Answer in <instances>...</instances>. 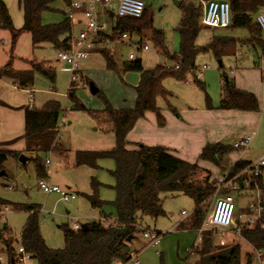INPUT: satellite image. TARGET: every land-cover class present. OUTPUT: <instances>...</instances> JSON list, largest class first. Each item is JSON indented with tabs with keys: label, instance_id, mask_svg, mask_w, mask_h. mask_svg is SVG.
<instances>
[{
	"label": "rangeland",
	"instance_id": "obj_1",
	"mask_svg": "<svg viewBox=\"0 0 264 264\" xmlns=\"http://www.w3.org/2000/svg\"><path fill=\"white\" fill-rule=\"evenodd\" d=\"M143 1L152 17L153 28L161 30L164 34L167 51H162L156 44L152 38L151 30L145 31L143 36L133 33L134 38H142L147 43L149 50H136L132 46L115 43L113 57L117 66L122 68L124 62L129 60L131 53L136 58H140L146 68L156 64L173 66L175 60L171 56L177 54L180 48V35L177 27L182 20L183 8L179 3H185L187 0ZM189 1L194 5L201 3L204 8L207 2ZM5 2L14 26L17 29L21 28L23 11L19 6V0H5ZM53 7V10L43 13V24H55L67 18L65 3L58 0L53 4ZM114 7V4H111V8L115 9ZM97 13L99 21L106 24L105 33L112 35L115 26L114 18L103 7H99ZM257 13L258 11L252 14L254 20H256ZM82 29V25L73 23L72 37H77ZM213 36H229L238 39L229 44L226 47V52L220 57L223 68L219 66V58L211 51L198 54L194 72H188L184 79L174 77L163 79V86L170 94L166 98L160 96L157 103L162 111L170 110L171 106L175 107L177 112L186 107H191L193 111L201 108L209 111H225L219 107L223 89L221 79L225 73L230 80L235 82V78L230 75L231 71L237 74L239 89L256 95L259 103L258 111L232 110L231 114L232 111L209 119L205 125L206 136L208 139L212 138L206 141V145L215 142L214 139H220L216 141L226 146H232L242 134H254L248 149L244 151L234 149L221 160L220 165L211 161H203L199 157L200 154L196 159L193 158L194 163L210 169L213 173L212 177L215 179L225 171H229L232 164L244 152L246 154L242 157L251 160L264 153V60L262 59V47L256 41H250L253 34L249 28H220L201 24L196 44L206 46ZM260 37L264 39L263 34ZM36 63L56 70L55 83H51L48 78L36 73L34 86L26 89L34 91L36 102L32 99L31 101L37 108H41L48 100H57L61 103L59 131L61 141L58 142L61 145L57 144L49 152L40 151L36 155L33 154V157H37L38 161L42 163L46 158H49L52 164L48 167L44 165L45 170L49 171L47 177L49 183L70 190L77 197L71 201H64L57 193L43 192L38 186L40 178L38 162L33 158H28L26 163H23L19 158L10 157L5 163L7 175H0V209L3 210V215H0V233L4 239L12 238L16 244L19 243L22 229L30 213L27 210H18L17 207L18 205L37 204L41 206L39 213L41 234L49 247L58 249L64 246L65 229H72L73 223L77 220L82 226L95 219L106 225V222L100 219L101 211L92 208L85 197V194L92 192L91 176H96L104 184L99 191L100 198L108 201L103 211L110 218L115 219V207L112 202L116 197L113 188L116 181L110 173L115 168L114 160L110 158L100 160V168L97 171L74 165L77 151H105L111 150L115 145L112 122L104 113L105 105L102 97L90 92V83L93 82L100 92L107 96L114 108H131L134 106L136 97L134 86L139 82L140 74L133 70L117 72L110 69L106 64L105 57L100 53H95L82 65L78 82L72 84L71 72L67 71L66 66L58 61L57 50L52 45L45 43L34 48L31 33L26 31L21 32L14 41L11 30L0 24V68L10 65L14 70H28ZM205 66H209L210 69H204ZM195 77L205 83L204 89L195 83ZM73 85L76 87L75 98H71L69 95ZM207 98H209V102ZM207 103L211 107H208ZM153 114L156 117V114ZM130 145L132 148L133 143ZM160 197L166 216L157 219L144 216L140 220L141 228L156 229L161 232L159 243H150L149 239L143 236V231H140L131 247L141 251V264H198V255L196 252L191 253L193 246L199 244L198 231L178 226L181 219H187L193 212L195 208L193 200L183 193L174 196L161 193ZM237 198L238 216L240 221H244L248 216V203L254 199V196L248 192L240 191ZM212 204L213 197L204 203L205 215L210 212ZM67 211L70 213L67 214ZM183 211H186L187 215L183 214ZM226 237V243H240L241 264H247L250 254V264H258L250 244L234 236ZM16 248L17 246L14 245L10 252L0 240V264H11L10 253L13 252L16 257ZM28 264L38 263L37 260L31 259Z\"/></svg>",
	"mask_w": 264,
	"mask_h": 264
},
{
	"label": "trees",
	"instance_id": "obj_2",
	"mask_svg": "<svg viewBox=\"0 0 264 264\" xmlns=\"http://www.w3.org/2000/svg\"><path fill=\"white\" fill-rule=\"evenodd\" d=\"M58 0H19V6L23 11V25L17 29L9 13L5 0H0V24L11 30L13 40L23 32H30L33 47L37 48L45 43L58 50L71 49L73 38V23L67 17L55 24H43L42 16L45 11L53 10V4ZM66 5L72 0H61ZM208 1V0H201ZM231 5L232 21L229 27L249 28L253 37L250 41H256L262 47V59L264 60V39L260 37L262 32L253 19L252 14L264 8V0H227ZM183 8L182 20L177 27L180 35V48L177 54L171 57L175 60L173 66L156 64L153 67L143 66L140 58L129 59L124 62L122 68H118L113 56L109 55L107 48H97L95 52L102 54L106 59L108 68L117 72L121 70L137 71L140 74L139 82L134 86L136 97L131 108H114L106 95L100 90L97 92L104 102V113L112 122L115 145L111 150L93 151L80 150L76 152L74 165L76 167H89L95 170L100 168L102 159L110 158L115 162V168L110 171L115 178L113 186L116 192L115 219L113 224L103 225L100 221H92L85 226L74 229L66 228L64 231V246L62 248L49 247L40 230L39 213L41 206L18 205V210L29 211V216L21 232V243L26 251L32 254L38 264H114L115 261H126L132 250L131 244L141 229L140 220L144 216L155 219L166 216L163 208L161 193L172 196L183 193L190 197L195 208L189 217L179 223V227L197 230L205 217L203 205L213 196L217 187L210 169L192 163L172 153L164 146H148L142 143L133 144L127 139L138 119L143 118L147 112L156 114L159 126L165 124V117L158 106V98L167 97L170 92L163 86V79L174 77L184 79L188 72L196 69L195 60L198 54L211 51L220 58L226 47L235 42L234 37L214 36L206 46L196 44L201 29V17L204 7L200 3L194 5L187 0L179 3ZM152 31V38L162 51H167L164 34L161 30L153 28V20L145 8L139 18L120 17L115 21L113 34L107 37H116L123 32L137 33L143 36L145 31ZM106 36V35H105ZM223 68L222 62L219 64ZM36 73L48 78L55 83L56 70L42 64H33L28 70H14L10 65L0 68V78L13 81L19 88H31L35 84ZM224 82L222 97L219 107L221 109H234L240 111H258L259 103L252 92L236 87L234 80L223 73ZM195 83L205 88V83L195 77ZM75 85L70 89L69 95L75 98ZM209 102V98H207ZM1 105H6L0 101ZM208 107H211L209 103ZM25 133L26 149L24 155L38 162V174L45 178L44 164L38 161L33 154L40 151L49 152L56 146V138L60 131V118L62 112L61 103L57 100H48L41 108L25 106ZM170 111L178 114L173 106ZM234 148L222 143H208L200 153V159L211 161L220 165L221 160ZM23 152L8 150L0 144V175H7L5 163L10 157L18 159ZM249 161L238 159L231 166V173L237 172L248 164ZM104 184L96 176L91 177L92 192L85 194L92 208L99 209L102 217L110 218L105 214L104 207L108 201L99 196V191ZM215 232L205 231L195 252L198 255V264H241V245L234 243L214 242ZM0 240L11 252L15 240L4 239L0 233ZM243 240L254 249H264V229L254 228L243 231ZM11 259L14 257L10 253ZM251 254L247 260L250 264ZM12 264V263H11Z\"/></svg>",
	"mask_w": 264,
	"mask_h": 264
},
{
	"label": "built area",
	"instance_id": "obj_3",
	"mask_svg": "<svg viewBox=\"0 0 264 264\" xmlns=\"http://www.w3.org/2000/svg\"><path fill=\"white\" fill-rule=\"evenodd\" d=\"M114 4V8H111ZM103 7L116 21L120 17L139 18L143 15L146 4L143 0H72L71 4L67 5L65 14L72 23L83 24V29L78 36L73 38L71 49L68 51L58 50V61L66 66V70L71 72L72 84L78 82L79 72L83 63L92 58L97 48H107L109 55H114V44L120 43L132 46L136 50L148 51L149 46L142 38H134L130 32H123L116 37L105 36L106 24L101 23L98 19V8ZM231 5L227 0H208L205 4L204 13L201 18V23L210 27H229L231 24ZM256 22L264 35V10L260 11L256 17ZM133 53L129 54V59H134ZM204 69H210L205 66ZM235 75L234 71H231ZM224 82V77L222 78ZM254 134L245 135L233 143V148L244 151L250 147ZM237 161V160H236ZM235 161V162H236ZM234 162V163H235ZM233 163V164H234ZM52 164L49 158L45 159V167ZM232 164V165H233ZM47 174L49 171H46ZM217 187L213 194V204L210 212L205 215L201 226L197 229L199 234V243L202 234L205 231L213 230L215 232L214 242L226 243V236H234L243 239V231L245 229H264V153L258 158L248 162L246 166L239 169L235 173L225 171L221 176L214 179ZM39 188L49 194L57 193L60 199L71 201L76 199V194L70 190L63 189L56 184L49 183L45 178H39ZM248 192L254 196L248 203V216L244 221H240L237 204V194ZM183 214L187 215L186 211ZM0 215H3V210L0 209ZM106 222V225L113 224L112 218H101ZM137 228L143 231V236L148 238L150 243L157 244L160 241L161 232L156 229L141 228L137 224ZM83 227L79 222L73 223L74 229ZM231 234V235H228ZM17 256L11 259L14 264H28L29 260L33 259L32 254L26 251L21 243H14ZM198 245V244H197ZM197 245L191 249V253L195 252ZM258 264H263L264 250L254 249ZM160 254V252H158ZM114 264H141L140 252L131 250L130 256L126 261H115Z\"/></svg>",
	"mask_w": 264,
	"mask_h": 264
},
{
	"label": "crops",
	"instance_id": "obj_4",
	"mask_svg": "<svg viewBox=\"0 0 264 264\" xmlns=\"http://www.w3.org/2000/svg\"><path fill=\"white\" fill-rule=\"evenodd\" d=\"M262 10H264V8H261L258 13ZM76 24L83 26V24L81 23ZM104 34L107 36L106 33ZM225 52L226 49L224 53ZM219 60L221 59L219 58ZM230 75L235 78L236 87L240 88L237 74L235 73V75H232L230 72ZM28 97L30 101L32 99L36 102V97L32 89L19 88L10 79H0V101L6 103V105L0 104V144L3 148L23 153L26 149V140L24 139L25 112L23 107H36V105L32 103V101L30 102L28 100ZM232 110L234 109H225V111H209L205 108H201L197 111H193L191 107H186L185 109H179L178 114H175L170 110L164 109L162 111L165 117V124L163 126L158 125L156 117L153 114L154 112H147L144 118L138 119L132 130L128 133L127 139L130 143L133 144L142 143L148 146H164L182 159L194 163L193 158L196 159V157L201 153L202 148H204V146L206 145V141L212 139H208L205 132V125H207L208 120L211 118H215L218 115L222 116ZM231 113H233V111L230 112V114ZM244 135L246 134H242L241 136H239V138L243 137ZM239 138H237L236 140H238ZM214 140L215 142H217L216 140L220 139ZM60 141L61 138L58 134L56 138V146ZM58 145L60 146L61 144ZM244 154H246V152H244ZM244 154L242 156H244ZM242 156L240 155L238 159L251 161L250 158H243ZM43 164H45V161L43 162ZM48 176L49 175L46 172L45 178L47 179ZM69 213L70 212L67 211V214ZM101 218L106 217L100 216V219ZM183 220L185 219H181V221ZM94 221L97 220L95 219ZM76 222L79 221L77 220ZM137 251L141 252L140 250Z\"/></svg>",
	"mask_w": 264,
	"mask_h": 264
},
{
	"label": "water",
	"instance_id": "obj_5",
	"mask_svg": "<svg viewBox=\"0 0 264 264\" xmlns=\"http://www.w3.org/2000/svg\"><path fill=\"white\" fill-rule=\"evenodd\" d=\"M219 64L221 63V60L218 61ZM99 91L98 87L93 83L91 82L90 83V92L92 94H97V92ZM20 161H22L23 163H26V161L28 160V157L24 154L20 155L19 157ZM5 173L4 172H1V175H4ZM85 226V225H83ZM12 264H14V261L12 260Z\"/></svg>",
	"mask_w": 264,
	"mask_h": 264
}]
</instances>
